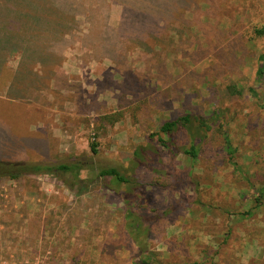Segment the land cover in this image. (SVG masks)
Segmentation results:
<instances>
[{"label": "rangeland", "instance_id": "374dc122", "mask_svg": "<svg viewBox=\"0 0 264 264\" xmlns=\"http://www.w3.org/2000/svg\"><path fill=\"white\" fill-rule=\"evenodd\" d=\"M120 14L113 6V26ZM188 19L191 23L176 25L162 48L130 49L121 67L110 59H89L77 42L66 50L50 86L30 91L38 104L0 103V118L11 120V134L38 139L39 145L8 143L6 150L0 139V152L54 169L85 166L78 185L73 175L58 171L0 180V259L136 263L125 231L126 205L98 178L102 168L117 167L144 182L147 198L139 205L144 214H163L149 239L160 264H264V208L251 218L241 215L264 188V82L256 75L264 50V34H256L264 30V0H207L201 13ZM17 61L9 62L10 70ZM232 87L243 95H232ZM187 114L210 125L206 139L203 134L198 139L197 161L183 154L192 137L180 129L173 139L176 155L164 150L153 179L147 169H136L135 150L150 148L153 167L158 161L148 136ZM105 116L119 121L110 125L100 120ZM224 134L235 150L232 160ZM176 175L189 182L177 186L171 179Z\"/></svg>", "mask_w": 264, "mask_h": 264}, {"label": "trees", "instance_id": "16d2710c", "mask_svg": "<svg viewBox=\"0 0 264 264\" xmlns=\"http://www.w3.org/2000/svg\"><path fill=\"white\" fill-rule=\"evenodd\" d=\"M207 0H0V92L5 90V99L0 98L1 106L21 107L36 105L32 99L31 90L42 92L50 86L56 76L57 69L64 61L66 50L79 43L85 55L100 61L110 59L119 67L125 65L130 49L141 48L154 51L162 48L165 39L177 32L176 25H187L201 13L202 6ZM119 6L121 14L116 26L110 23L112 7ZM257 35H263L264 30H256ZM18 59L17 67L10 70L9 62ZM256 75L264 82V50L257 60ZM253 97L259 98L257 92L250 88ZM232 95H243V90L230 88ZM36 100H39L37 98ZM261 100L260 98L258 101ZM264 108V102L260 104ZM219 113L215 112V115ZM113 125L119 119L110 116L100 118ZM209 122L192 114L180 116L176 120L165 122L157 132L148 136L154 143L153 153L157 159L152 160V150L139 147L134 152L136 169L145 168L155 177L154 165L161 163L164 150L176 155V133L186 130L192 137V143L185 147L183 154L197 161L201 154L198 139H206ZM211 124V122H210ZM12 123L0 118V139L2 148L9 150L8 143L16 145L19 142L26 146L38 147L35 138H21L11 134L9 127ZM194 132L198 137L193 136ZM164 135V136H162ZM4 139V140H3ZM225 150L234 158L235 150L227 134H224ZM201 141V142H202ZM18 145V144H17ZM13 149V148H12ZM94 154L98 153L95 145L91 146ZM239 169L238 166H235ZM84 164L77 162L72 165L62 164L52 168L45 163H31L26 160L13 159L11 153L0 152V180L18 181L25 176L58 171L71 174L76 179V185L83 183ZM169 176L166 175L165 178ZM98 178H105L113 187L116 194L126 205V234L136 251L138 261L134 264H160L157 252L150 247L151 229L159 222L163 214L156 210L151 215H145L140 208L147 194L144 182L138 177L130 179L120 172L117 167L102 168ZM177 186L189 181L182 176L171 177ZM190 175L189 180L192 182ZM154 186H160L158 181ZM137 194L139 198H137ZM255 205L244 212L243 218H251L255 211L264 208V188L256 191L253 198ZM139 207L141 212H135ZM175 208V206L173 207ZM230 233L225 240H228Z\"/></svg>", "mask_w": 264, "mask_h": 264}, {"label": "built area", "instance_id": "2783aa9c", "mask_svg": "<svg viewBox=\"0 0 264 264\" xmlns=\"http://www.w3.org/2000/svg\"><path fill=\"white\" fill-rule=\"evenodd\" d=\"M9 262H11V264H42L45 262V260L39 259V258L35 259V261H33V260L32 261L31 260L21 261V260H15V259H10V260L0 259V264H8ZM31 262H35V263H31Z\"/></svg>", "mask_w": 264, "mask_h": 264}]
</instances>
